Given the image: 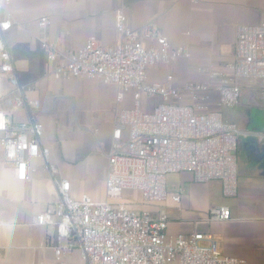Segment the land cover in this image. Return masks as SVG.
Segmentation results:
<instances>
[{"label": "crops", "instance_id": "obj_1", "mask_svg": "<svg viewBox=\"0 0 264 264\" xmlns=\"http://www.w3.org/2000/svg\"><path fill=\"white\" fill-rule=\"evenodd\" d=\"M9 10L13 25L6 41L20 81L32 87L29 98L41 103L38 119L44 125L42 144L50 149V166L33 159L28 179L21 182L0 152V264H50L55 257L51 246L57 245L49 241L54 228L36 226L33 221L59 203L53 178L70 181L73 199L88 195L95 201L105 200L106 154L114 120L120 111L133 108V98L127 93L123 102H117L119 89L99 80L59 81L50 76L57 62L48 60L37 41L41 19L49 20L46 32L64 57L81 49L89 38L105 47L118 45V10L125 12L132 29L153 23L172 46L188 49L190 57L149 68L147 81L168 85L167 78L172 77L170 83L181 89L190 82H209L211 72L222 71L233 60L237 27L261 22L264 0H201L198 4L188 0H11ZM239 86L244 87L241 80ZM255 87L264 90V82L247 85L249 104L240 103L237 123L229 122L241 132L237 196L218 198L214 188L222 194L219 180L196 183L190 173H173L168 175L174 181L169 189L166 177L168 199L162 206L171 219L170 234H209L223 254L247 264H264V140L255 135L264 132V107L256 104L262 95L253 94ZM128 102L132 107L124 106ZM180 103L190 102L184 97ZM260 119L262 129L255 131ZM179 193L180 202L174 203L171 197ZM219 206L228 207L232 219L206 221L209 211ZM64 262L77 264V251L68 252Z\"/></svg>", "mask_w": 264, "mask_h": 264}, {"label": "built area", "instance_id": "obj_2", "mask_svg": "<svg viewBox=\"0 0 264 264\" xmlns=\"http://www.w3.org/2000/svg\"><path fill=\"white\" fill-rule=\"evenodd\" d=\"M188 1L198 4L201 0ZM10 4L11 0H0V152L16 180L24 182L33 159L50 166V149L42 144L41 103L29 98L32 87L20 81L6 41L13 25ZM48 25L47 18L41 19L37 41L48 60L57 62L50 76L59 81L99 80L119 89L117 102H123L127 93L133 98V108L120 111L114 120L106 154V199L95 201L88 195L73 199L70 181L53 178L59 203L33 221L36 226L54 228L49 241L57 245L51 246L55 257L50 264H65L64 256L73 250L83 264H247L223 254L209 234H170L171 219L165 211H135L108 199L130 190L140 191L145 203L162 204L168 199L167 175L182 172L190 173L196 183L219 180L225 198L237 196L241 132L223 120L220 110L240 105V80L264 82V14L258 25L237 27L233 60L222 71L211 72L209 82H190L181 89L170 83L172 77L167 78L168 85L147 81L149 68L190 57L188 49L172 46L153 23L132 29L125 12L118 10V45L105 47L89 38L67 57L50 41ZM143 96L149 105L155 98L160 101L145 112ZM184 97L188 105L180 103ZM12 108L23 109L25 120H16ZM255 135L264 140V132ZM171 200L179 203L180 193ZM231 219V210L219 206L209 211L206 221ZM61 242L65 245L60 246Z\"/></svg>", "mask_w": 264, "mask_h": 264}, {"label": "rangeland", "instance_id": "obj_3", "mask_svg": "<svg viewBox=\"0 0 264 264\" xmlns=\"http://www.w3.org/2000/svg\"><path fill=\"white\" fill-rule=\"evenodd\" d=\"M242 85H244V87L241 88V104L243 105H247L249 104L250 101V96H251V92L250 90H248L246 87L247 85H251V87H254V84L257 83L256 79H242L241 80ZM263 90V89H262ZM261 88H254V93H258L262 95V99L259 101L257 100V105L264 107V90L262 91ZM142 106L141 109L145 112L150 110V106H149V101L146 99V97H142ZM124 106H128V107H132V104L130 105V102H128L126 105L124 104ZM123 106V107H124ZM11 113L14 114V117L16 120H25V113L23 109L20 108H12L10 109ZM221 113L223 115V120L224 121H228V122H233V123H237V119H238V109L236 108H232V109H228V108H222ZM262 114V113H261ZM259 125H260V129H262V119H260L259 121ZM168 176V175H167ZM174 181L170 180V177H167V188L169 189L171 187V185L173 184ZM215 191H217V197L218 198H222L225 199V197H223V195L221 194V192H218L217 188H214ZM109 203L114 204V205H126L128 208H131L135 211H140V210H147V211H151V212H157V211H165L168 212V209L164 208L162 206V204L160 203H156V204H150V203H145L143 198H142V194L140 191H130V190H125L122 192V195L119 198H109L108 199ZM77 264H83V261L79 255V253L77 252Z\"/></svg>", "mask_w": 264, "mask_h": 264}, {"label": "water", "instance_id": "obj_4", "mask_svg": "<svg viewBox=\"0 0 264 264\" xmlns=\"http://www.w3.org/2000/svg\"><path fill=\"white\" fill-rule=\"evenodd\" d=\"M258 124H259V123H258ZM258 130H260V128H256V129H255V131H258Z\"/></svg>", "mask_w": 264, "mask_h": 264}]
</instances>
